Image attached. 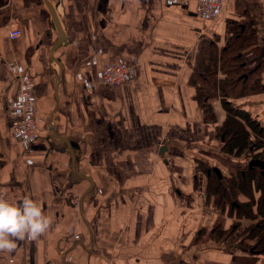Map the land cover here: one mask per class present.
<instances>
[{"label": "crops", "instance_id": "crops-1", "mask_svg": "<svg viewBox=\"0 0 264 264\" xmlns=\"http://www.w3.org/2000/svg\"><path fill=\"white\" fill-rule=\"evenodd\" d=\"M228 4L211 21L196 0H0V189L50 219L0 251V264H264L241 243L248 224L232 228L203 191L210 169L199 168L238 163L221 149L223 99L208 100L205 119L198 76L239 26L259 89L225 101L253 116L264 141V0ZM112 61L132 74L101 84ZM12 63L33 81L38 139L25 149L7 111Z\"/></svg>", "mask_w": 264, "mask_h": 264}, {"label": "trees", "instance_id": "trees-1", "mask_svg": "<svg viewBox=\"0 0 264 264\" xmlns=\"http://www.w3.org/2000/svg\"><path fill=\"white\" fill-rule=\"evenodd\" d=\"M244 32V28L237 27L219 54L215 48L211 50L206 74L198 76L201 82L198 98L204 105L205 119H213L214 116L208 100L216 95L223 99L226 117L217 130L224 154L238 158L245 152V156L251 155L250 159H259L264 163V141L255 119L248 112L225 101L227 97L245 96L259 89L255 75L257 64L252 63L247 53H242L252 43ZM218 70L223 72L224 77L216 79ZM253 133L257 135L256 141L251 138ZM207 168L210 169L209 173ZM203 169L207 176V195L210 198L215 196V205L222 207L226 202L231 208L226 211L227 214L233 212L237 217L249 220L257 218L244 230L241 243L251 253L264 254V167H248V161L239 162L228 177L222 174L218 177L206 165ZM237 226L238 223H234L232 228Z\"/></svg>", "mask_w": 264, "mask_h": 264}, {"label": "built area", "instance_id": "built-area-1", "mask_svg": "<svg viewBox=\"0 0 264 264\" xmlns=\"http://www.w3.org/2000/svg\"><path fill=\"white\" fill-rule=\"evenodd\" d=\"M197 13L207 20H216L222 17L228 8V0H196ZM20 28H13L8 32L10 39L21 35ZM9 77L16 82V98L7 106L11 116V133L13 142L18 147L27 148L38 139V127L35 116V106L32 94L33 81L17 63L7 67ZM132 67L121 61L107 63L99 82L105 85H119L132 74Z\"/></svg>", "mask_w": 264, "mask_h": 264}, {"label": "clouds", "instance_id": "clouds-1", "mask_svg": "<svg viewBox=\"0 0 264 264\" xmlns=\"http://www.w3.org/2000/svg\"><path fill=\"white\" fill-rule=\"evenodd\" d=\"M50 225V219L32 199L10 202L7 191L0 189V251L12 252L17 240L36 239Z\"/></svg>", "mask_w": 264, "mask_h": 264}, {"label": "rangeland", "instance_id": "rangeland-1", "mask_svg": "<svg viewBox=\"0 0 264 264\" xmlns=\"http://www.w3.org/2000/svg\"><path fill=\"white\" fill-rule=\"evenodd\" d=\"M253 117V116H252ZM255 122L257 123V121L255 120ZM255 136H257L256 135V133H253V136L251 137L252 138V140L253 141H256L255 139ZM244 153L245 152H243L242 154H241V156L240 157H238V158H232V159H234L235 161H237L238 163H239V161L241 160V159H243V162H246V161H248V159L249 158H251V155H248V156H245L244 155ZM245 156V157H244ZM225 157H226V155H225ZM221 159H222V161H223V159L224 158H222L221 157ZM224 162V161H223ZM222 162V163H223ZM226 163V162H225ZM235 164V163H234ZM199 168H201V170H203V168H204V166H201V167H199ZM206 168V167H205ZM229 169H231V171H230V173H232V172H234L233 170H232V168H231V166L229 167L228 166V168L226 169H223L224 171V173L225 174H227L229 171ZM224 173H222L221 172V174L223 175ZM206 194H207V183H205V188H204V190H203ZM240 198H242V196L240 195ZM211 199L212 200H214L215 199V196L213 197V196H211ZM214 206H215V208L217 209V211H219L220 213L222 212V214L223 215H228L229 217L231 216L232 217V223L234 224V223H243V222H246L248 225H247V227L250 225V224H252V223H255L256 222V220H257V218L255 219V220H249V219H247V218H243L242 216H240V217H237L233 212L231 213V215L228 213L227 214V212H228V210H231V208H229L230 206H228V205H226V202L223 204V206L222 207H218L217 205H215L214 204ZM227 211V212H226ZM222 224H224V222H222V220H221V222H219V223H217L216 225H215V228L217 229V225H220V227H222L221 225Z\"/></svg>", "mask_w": 264, "mask_h": 264}, {"label": "water", "instance_id": "water-1", "mask_svg": "<svg viewBox=\"0 0 264 264\" xmlns=\"http://www.w3.org/2000/svg\"><path fill=\"white\" fill-rule=\"evenodd\" d=\"M252 166H259L260 168H263L264 163H263V161H261L259 159H251L248 161V167H252ZM211 170L214 171L218 175V177H221V172L218 168L214 167ZM207 172L209 173L210 170H208Z\"/></svg>", "mask_w": 264, "mask_h": 264}]
</instances>
